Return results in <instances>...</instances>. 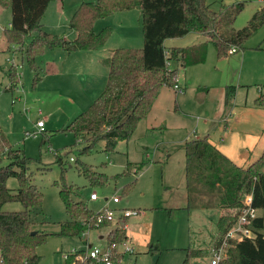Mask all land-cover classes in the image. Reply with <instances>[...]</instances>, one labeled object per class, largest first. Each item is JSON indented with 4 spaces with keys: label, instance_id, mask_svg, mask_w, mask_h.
Here are the masks:
<instances>
[{
    "label": "rangeland",
    "instance_id": "rangeland-1",
    "mask_svg": "<svg viewBox=\"0 0 264 264\" xmlns=\"http://www.w3.org/2000/svg\"><path fill=\"white\" fill-rule=\"evenodd\" d=\"M81 1L62 0L59 12L50 5L42 17V29L73 39L76 30L69 27L68 21ZM205 2L214 11L221 5L231 7L241 2L243 8L232 23L236 29L264 7L259 0ZM9 20L10 10L0 7V129L12 148L30 158L28 171L32 183L43 194L41 206L33 211L34 229L48 234L46 241L36 248L37 264H64V252L85 248L82 239H88L91 245L104 239L103 228L97 232L86 228L79 236L57 234L59 223L69 218L57 185L62 172L66 183L78 188L76 199L83 200L94 212L113 195L120 202L113 203L110 199V208L139 209L140 213L129 217L124 228L126 232L128 227L133 252L124 253L117 264H180L187 246L210 253L216 220L223 211L220 195L204 191L198 192L194 199L189 196L184 142L209 132L210 138L223 144L225 156L236 165L246 166L260 156L264 146V109L257 108L264 107L255 106L253 100L259 87L264 92V23L246 40L242 51L217 58L209 44L204 62L179 67L180 82L185 83L186 90L178 92L169 86L176 92L172 94L162 87L153 102L158 106L137 122L127 140L118 141L110 150H105L102 141L84 150L87 141L75 139L73 132L62 128L92 101L84 96L94 95L98 88L92 89L97 82L87 76L85 63L92 58L105 83L108 68L101 61L98 66L97 58L109 56L110 49L117 46L142 47L140 10L117 11L96 20L94 32L111 27L109 37L98 49L71 53L60 48L45 49L36 58L41 79L35 87H32L34 71L24 53L4 39L3 29L9 26ZM29 40L26 38L25 44ZM174 40L169 39V43L177 44ZM9 59H13L20 73V82L11 91L5 90L9 84ZM174 65L176 62L171 61L169 67ZM228 86H234L235 90L226 99ZM221 117L225 118L216 122ZM38 120L44 122L43 132L36 127ZM150 125L160 127L149 129ZM215 125L217 129L213 128ZM81 163L117 179L91 185L78 171ZM141 164L138 169L136 166ZM127 165H131L130 173H124ZM261 169L264 171V164ZM6 183L12 188L18 186L13 178ZM124 186L128 190L124 191ZM93 191L96 200L89 199ZM6 208L20 209L21 205L10 203ZM206 257L196 258V262L204 264Z\"/></svg>",
    "mask_w": 264,
    "mask_h": 264
},
{
    "label": "trees",
    "instance_id": "trees-1",
    "mask_svg": "<svg viewBox=\"0 0 264 264\" xmlns=\"http://www.w3.org/2000/svg\"><path fill=\"white\" fill-rule=\"evenodd\" d=\"M51 1L0 0V7L10 10L9 26L3 29L4 39L24 53L34 71L32 87L41 79L36 58L45 49L60 48L66 52L98 49L109 37L111 27L104 26L94 32L96 20L117 11L140 10L142 47H116L109 56L102 58L108 68L103 89L62 128L73 132L75 139L87 141L84 150L99 141L104 143L105 150H110L118 141L127 140L137 122L147 117L160 89L176 83L179 67L204 62L208 44L214 47L217 58L226 56L232 47L235 52L242 51L246 40L264 23V7H260L244 26L234 28L232 23L243 8L241 2L231 7L221 5L214 11L205 0H83L68 21L69 27L77 34L73 39H67L41 27V19ZM190 33L200 35V41L189 47L165 44L166 40ZM26 38H30L27 44ZM171 61L177 65L169 67L167 62ZM7 76L9 84L5 90H15L20 82L18 66L11 63ZM234 90V86L227 87L226 99L233 96ZM253 103L264 107V93L260 92ZM184 155L189 196L194 199L198 192L204 191H216L220 195L223 211L216 220L212 248L220 244L235 223L234 210L241 204L244 194H252V204L257 209L251 222L255 237L229 240L220 264H264V171L261 169L264 146L260 156L246 166L233 163L209 141L207 135L185 140ZM30 162L23 151L11 147L0 129V264H37L36 248L46 241L48 235L34 229L33 211L41 206L43 194L32 183L28 171ZM130 169L131 165H127L124 173H130ZM78 171L91 185H103L117 179V176L109 178L86 163H81ZM10 178L17 181V187L7 185ZM57 185L69 217L59 223L58 235L79 236L86 228L97 229L112 223L108 220L96 222L95 212L83 200L76 199L78 188L66 183L63 172ZM123 190L128 187L124 186ZM10 203H18L21 208L7 209L6 205ZM127 220L128 217L118 218L107 234L106 244L126 239L123 225ZM209 254L201 248L187 246L180 264H198L196 258ZM114 257L120 260L122 255ZM71 261L73 255H69L65 263ZM92 262L85 259L77 264Z\"/></svg>",
    "mask_w": 264,
    "mask_h": 264
},
{
    "label": "built area",
    "instance_id": "built-area-1",
    "mask_svg": "<svg viewBox=\"0 0 264 264\" xmlns=\"http://www.w3.org/2000/svg\"><path fill=\"white\" fill-rule=\"evenodd\" d=\"M234 52V47L228 50V54H232ZM167 64L169 65L170 62H167ZM172 87L178 92L183 91V89L177 84V77L176 83ZM36 127L40 132L43 131V120H38L36 122ZM97 198L98 197L94 191L89 194L90 200H96ZM110 199L113 203H118L120 201V198L116 195H113ZM110 199L106 201L105 205L101 209L95 211L97 223H101L103 220H108L110 222L116 223L118 218L121 216L130 217L132 215L138 214V210L136 209L116 210L110 208L108 206V202L110 201ZM234 213L236 217L235 223L227 230L220 244L211 249L212 251L206 257V261L204 264H220L226 254L229 240H239L242 238L253 239L255 237V234L251 230V222L257 215V209L252 204L251 193L243 195L241 204L237 208H235ZM125 227L126 224L123 225V228ZM81 234L83 235L84 232H82ZM77 251L80 250L73 249L71 251L64 252L62 254L64 260H66L69 255H73V261L64 264H77V261L85 259H90L93 262H99L101 264H117L119 262V259L114 257L116 254L123 255L127 252L132 253L133 249L125 239L121 242H112L110 244L105 243L101 245H91L86 241L85 248L81 250L83 251V253L79 252V254H77Z\"/></svg>",
    "mask_w": 264,
    "mask_h": 264
},
{
    "label": "crops",
    "instance_id": "crops-1",
    "mask_svg": "<svg viewBox=\"0 0 264 264\" xmlns=\"http://www.w3.org/2000/svg\"><path fill=\"white\" fill-rule=\"evenodd\" d=\"M60 2H62V0H52L49 4H48V6H47V8H46V11H47V9L50 7V5H53V9H55L56 8V12H59L60 11ZM259 2H261L262 4H264V1H262V0H259ZM45 11V12H46ZM42 20V19H41ZM9 22H10V20H9ZM9 22H8V25H9ZM74 33H72V35L71 36H75V35H73ZM170 41H173V40H170ZM174 41H176L177 42V44L176 43H169V40H166L165 41V44H167V45H173V44H175V45H179V46H183V47H189V46H191V45H194V44H196L198 41H200V35H198V34H194V33H190V34H187V35H185V36H183V37H181V38H177L176 40H174ZM180 43V44H179ZM209 45V44H208ZM208 45H207V48H208ZM117 47H120V46H117ZM16 47H14V49H15ZM114 48H116V47H114ZM114 48H112V49H110V54H111V52H112V50L114 49ZM81 51H89V50H81ZM45 52V51H44ZM72 52H77V51H72ZM69 53H71V52H69ZM206 53H207V50H206ZM235 53V52H234ZM44 54V53H43ZM233 54V53H232ZM12 58V57H11ZM102 58H104V57H102ZM102 58H97V65L99 66V65H101L100 63L102 62L101 60H102ZM13 60V59H12ZM12 60L10 61V59H9V62L11 63L12 62ZM89 61L88 62H86L85 63V67H86V72L88 73L87 74V76H89L90 77V79H92V81H93V83L96 81L97 82V84H96V86H94L92 89H95L96 87H98V88H102L103 89V87H104V85H105V83H104V81H103V79H101V77L102 76H99L98 75V73H97V70H100L99 68H97L96 66H95V62L92 60V58H89L88 59ZM101 61V62H100ZM197 64H199V63H197ZM174 66H176V65H174ZM184 68V67H183ZM57 74H59V72H58V70L56 69V75ZM104 76V75H103ZM106 78H107V76H106ZM180 80H181V78H180V69H179V71H178V75H177V84L183 89V91H185L186 89H185V87H186V85H185V83H182V82H180ZM105 82H106V80H105ZM104 84V85H103ZM103 86V87H102ZM164 87H166L167 88V90L170 92V93H172V94H174V93H176V92H174L173 90H171L170 89V87L169 86H164ZM97 88V90L95 91L96 93H94V95H91V96H84L85 98H88V97H91V99L90 100H94L95 98H96V96L101 92V90L102 89H100V91H99V89ZM259 89V93L260 92H262V93H264L263 92V90H262V87H259L258 88ZM162 90V89H161ZM258 93V94H259ZM88 94H90V93H88ZM97 94V95H96ZM158 95H159V93H158ZM91 101V102H92ZM90 102V103H91ZM174 102L176 103V101H175V99H174ZM89 103V104H90ZM88 104V105H89ZM158 106V104L157 103H155V104H152V106H151V109H150V111H149V113L148 114H150V113H152V111L154 110V108L153 107H157ZM257 108V107H256ZM257 109H264V108H257ZM225 117H221V119L219 120L218 119V121H216V122H220L221 120H223ZM158 127H160V126H156V127H154V126H152V125H150V126H148V128L150 129V128H158ZM213 128H216L217 129V125H215ZM205 135H207L208 136V139H209V141L213 144V145H215V147L217 148V149H219L224 155H226L225 153H224V151H222V146H223V144L222 145H220V142L219 143H216V141L214 140V139H212V138H210V133L208 132V133H206ZM200 136H202V135H200ZM199 135H196V137L195 138H199L200 137ZM204 136V135H203ZM224 143V142H223ZM196 196V195H195ZM194 196V197H195ZM120 202V201H119ZM186 206H184V208H185ZM188 208V207H187ZM124 209H126V208H124ZM138 210V214L140 213V211H139V209H137ZM131 217V216H130ZM129 218V217H128ZM114 225H115V223H111L110 225H107V226H103V227H100V228H103V229H105V232H104V239L101 241V239L99 240V241H96V242H99V243H96V244H99V245H101V244H105L106 243V237H107V234H108V232L110 231V229L112 228V227H114ZM100 228H97V229H93V231H98V230H100ZM128 228V227H127ZM127 228H126V241H127V243L131 246V242H128L129 240H131V238H130V235L128 234V232H127ZM82 241H83V243H84V245H85V243H86V241L88 242V243H90L89 242V240L87 239L86 241H84L83 239H82ZM63 258V257H62ZM92 264H100L99 262H92Z\"/></svg>",
    "mask_w": 264,
    "mask_h": 264
}]
</instances>
